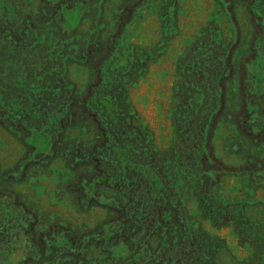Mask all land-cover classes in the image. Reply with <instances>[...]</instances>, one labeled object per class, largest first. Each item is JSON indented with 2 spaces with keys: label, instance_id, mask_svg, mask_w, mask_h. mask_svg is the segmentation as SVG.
<instances>
[{
  "label": "rangeland",
  "instance_id": "374dc122",
  "mask_svg": "<svg viewBox=\"0 0 264 264\" xmlns=\"http://www.w3.org/2000/svg\"><path fill=\"white\" fill-rule=\"evenodd\" d=\"M0 264H264V0H0Z\"/></svg>",
  "mask_w": 264,
  "mask_h": 264
}]
</instances>
